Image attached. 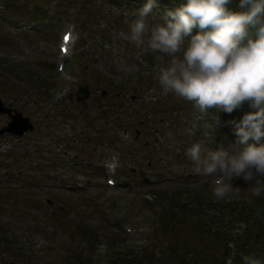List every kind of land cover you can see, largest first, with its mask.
<instances>
[{
    "label": "rangeland",
    "instance_id": "rangeland-1",
    "mask_svg": "<svg viewBox=\"0 0 264 264\" xmlns=\"http://www.w3.org/2000/svg\"><path fill=\"white\" fill-rule=\"evenodd\" d=\"M1 1L0 98L33 129L0 137V264L264 261V194L251 196L255 181L225 177L239 195L218 200L217 177L200 175L186 155L199 141L231 150L234 125L222 110L203 116L162 90L158 70L170 57L151 51L147 34L140 46L129 38L126 21L142 6L26 0L11 10ZM155 12L150 24L166 10ZM79 86L88 92L82 102ZM9 121L0 114V127Z\"/></svg>",
    "mask_w": 264,
    "mask_h": 264
},
{
    "label": "clouds",
    "instance_id": "clouds-1",
    "mask_svg": "<svg viewBox=\"0 0 264 264\" xmlns=\"http://www.w3.org/2000/svg\"><path fill=\"white\" fill-rule=\"evenodd\" d=\"M231 0H186L167 10L161 22L150 24L148 17L155 0L137 10L126 21L129 38L137 46L145 43L153 51L170 57L159 67L158 83L193 104L201 115L210 109L232 113L248 102L255 111L243 115L234 125L236 145L212 150L202 141L186 149L197 172L216 176L212 195L218 200L238 196L233 177L255 181L252 197L264 194V0H239L238 10ZM193 29H198L195 35ZM251 141V142H250ZM243 264H264L254 255L241 257Z\"/></svg>",
    "mask_w": 264,
    "mask_h": 264
},
{
    "label": "trees",
    "instance_id": "trees-1",
    "mask_svg": "<svg viewBox=\"0 0 264 264\" xmlns=\"http://www.w3.org/2000/svg\"><path fill=\"white\" fill-rule=\"evenodd\" d=\"M14 1H15V3H14ZM6 0V3L4 2V5H3V7H5L6 9H14L15 7H18L17 5H23V3H25L26 2V0H23L22 2H20V4H16L17 3V1L16 0ZM113 1H116V2H118V3H122V4H124V5H126V6H135L136 8H138V7H141V6H143V4H145L146 3V0H121V1H125V2H121V1H119V0H113ZM0 2L2 3V1L0 0ZM140 2V4L138 5V6H136L135 4H137V3H139ZM155 2H156V7L153 9V13L151 14V16H153L154 14H157V12H155V10H159V9H161V10H174L176 7H178L181 3H185L186 2V0H155ZM50 3L51 4H53V6H56L58 3H59V0H51L50 1ZM238 3H239V0H231V3L228 5V7L230 8V9H232V10H238L237 9V5H238ZM6 4V5H5ZM133 7H130V10L132 9ZM41 9H45V7H42ZM48 11V10H47ZM49 12V11H48ZM156 18V17H155ZM43 19V17L41 16V20ZM40 20V21H41ZM49 20V18H46V16L44 15V20L42 21V22H39V24L41 23V24H44V23H46L47 21ZM54 21H55V19H54ZM158 22H163V21H161L160 19H159V21ZM196 30V29H195ZM194 29H193V31H195ZM194 34V33H193ZM179 106H183L182 105V101L180 100L179 101ZM211 110H213V109H211ZM251 111H255V109H252L251 107H250V105H249V103L248 102H244L243 103V105L240 107V108H238V109H235L232 113H226V112H224V111H222L221 112V115L222 116H224L223 118H224V120L226 121V123H227V125H228V127H229V129H231V127L233 126L231 123H230V121H233V120H235V121H237V122H239L241 119H242V117H243V115L244 114H246V113H248V112H251ZM232 129L233 130H235L234 129V126L232 127ZM233 131H230V133H232ZM233 135V134H232ZM237 185H233V187H236ZM245 211V215L247 214V216H244L245 217V219H248L249 217H252V219L251 218H249V219H251V220H253L254 222H256L257 220H256V218L254 217V215L252 214V213H250V211L248 210V209H245L244 210ZM257 236H255V238H256ZM254 240H257V238L256 239H254ZM255 243L256 242H254V247H255ZM257 244V243H256ZM145 257V256H144ZM121 260H124V257L121 259ZM142 260H145V258L143 259L142 258ZM135 262V260L133 261V260H129V261H122V263L123 264H131V263H134ZM162 263H164L165 264V261L164 260H162L161 261V263L160 264H162ZM237 264H240L239 262L237 263Z\"/></svg>",
    "mask_w": 264,
    "mask_h": 264
},
{
    "label": "water",
    "instance_id": "water-1",
    "mask_svg": "<svg viewBox=\"0 0 264 264\" xmlns=\"http://www.w3.org/2000/svg\"><path fill=\"white\" fill-rule=\"evenodd\" d=\"M78 92L82 93L81 101H83L88 96L87 87H80ZM102 94H106V92L103 90ZM76 100H79V97L76 98ZM6 114L9 116L10 121L3 127L0 128V136L4 133H9L15 136H22L23 133L27 131H31L33 129V124L31 121L27 118L22 116V114L14 109L12 112L9 108L5 107L2 100L0 99V114ZM144 181H147V178L143 179Z\"/></svg>",
    "mask_w": 264,
    "mask_h": 264
},
{
    "label": "flooded vegetation",
    "instance_id": "flooded-vegetation-1",
    "mask_svg": "<svg viewBox=\"0 0 264 264\" xmlns=\"http://www.w3.org/2000/svg\"><path fill=\"white\" fill-rule=\"evenodd\" d=\"M227 254H228V250L225 249V251H224V253H223V256L225 257ZM224 260H225V258H224ZM224 260H223V262H222V260H220V261H219V264H224ZM215 262H216V261H215ZM237 263H238V261H236L235 264H237Z\"/></svg>",
    "mask_w": 264,
    "mask_h": 264
}]
</instances>
